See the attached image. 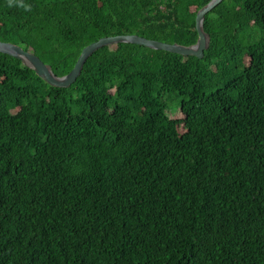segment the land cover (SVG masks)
<instances>
[{
    "label": "trees",
    "instance_id": "trees-1",
    "mask_svg": "<svg viewBox=\"0 0 264 264\" xmlns=\"http://www.w3.org/2000/svg\"><path fill=\"white\" fill-rule=\"evenodd\" d=\"M211 0H0L55 75L104 37L191 46ZM204 57L97 50L69 88L0 53V264H264V0L206 15Z\"/></svg>",
    "mask_w": 264,
    "mask_h": 264
},
{
    "label": "water",
    "instance_id": "water-1",
    "mask_svg": "<svg viewBox=\"0 0 264 264\" xmlns=\"http://www.w3.org/2000/svg\"><path fill=\"white\" fill-rule=\"evenodd\" d=\"M223 0H211L202 7L196 16V29L198 32V41L195 45L183 46L177 43L169 44L156 40H150L138 35H119L113 37H104L96 42L86 46L80 54L74 68L64 76H57L52 68L43 62L33 52L26 51L19 45L0 41V53L12 56L22 62V64L35 71L37 76L47 84L57 88H69L81 75L83 67L87 60L100 48L119 43L136 44L145 46L154 50H163L182 56H195L199 59L204 57L205 51L210 46V36L204 30V21L206 15L217 7Z\"/></svg>",
    "mask_w": 264,
    "mask_h": 264
},
{
    "label": "clouds",
    "instance_id": "clouds-1",
    "mask_svg": "<svg viewBox=\"0 0 264 264\" xmlns=\"http://www.w3.org/2000/svg\"><path fill=\"white\" fill-rule=\"evenodd\" d=\"M19 6V7H25L26 10L28 9L29 6H26L23 4L22 0H9V6L13 5Z\"/></svg>",
    "mask_w": 264,
    "mask_h": 264
},
{
    "label": "bare ground",
    "instance_id": "bare-ground-1",
    "mask_svg": "<svg viewBox=\"0 0 264 264\" xmlns=\"http://www.w3.org/2000/svg\"><path fill=\"white\" fill-rule=\"evenodd\" d=\"M195 45V44H194ZM179 55V54H178ZM182 56V55H181ZM195 57V56H194Z\"/></svg>",
    "mask_w": 264,
    "mask_h": 264
}]
</instances>
